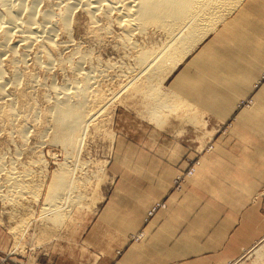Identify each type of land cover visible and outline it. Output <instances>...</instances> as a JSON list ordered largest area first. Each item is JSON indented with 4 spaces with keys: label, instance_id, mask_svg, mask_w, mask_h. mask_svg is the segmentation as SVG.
I'll return each instance as SVG.
<instances>
[{
    "label": "rangeland",
    "instance_id": "rangeland-1",
    "mask_svg": "<svg viewBox=\"0 0 264 264\" xmlns=\"http://www.w3.org/2000/svg\"><path fill=\"white\" fill-rule=\"evenodd\" d=\"M241 1L242 0H237L234 6L237 3L239 5ZM32 2L33 0H25L28 7L32 5ZM57 2L59 3L57 4ZM38 5L37 18L40 20L42 12H46V10L51 8L54 15L57 16L66 4H64V2L60 3L58 0H41ZM105 22L104 20L101 24ZM104 25H106V23ZM72 26L70 29L71 33L67 32L69 35L59 30L56 32V39L53 37L58 43L57 47L59 48L53 52L55 58L58 57V61H55L54 67H50V69L52 68L51 70L45 69L46 65L43 60H41L42 64L40 61H35L37 52L34 49L25 51L20 44H17L18 34L16 32H13L14 37L11 36L10 44L16 48L20 46L16 51L19 56H22L21 53H23L24 57L26 56L27 67L22 62L16 64L18 67L16 65L13 66L11 62L8 61L10 58L9 54V56H4L7 58L3 57V77L5 74L4 78L6 81H12L14 77L11 75L15 76L16 72H18V76L21 73V77L19 76L21 82L18 81V83H21L20 85L14 84L15 86H13V82H9L10 84L7 85L9 93L11 94L12 92L11 98L18 101L15 102L19 105L17 106L21 113H18L20 116L18 119L12 118L11 121H0V170L3 169L0 171V264H82L83 261L88 258V255L84 256V252L82 251L83 236L89 233L90 227L93 225L92 221L97 219L99 214H101L102 218L110 220L111 223H119L120 220L126 223V225H122V228L127 231V233H130L129 239L131 243L140 242L145 238V234L143 230L138 231L137 226H135L136 224L134 225V221L137 219L136 216L138 215V218H142L144 224H146L160 210L166 208V203L164 200L159 199L161 198V194H156L164 188L160 182L161 180L146 177L145 172L139 177L141 171L140 167L145 168L147 164L144 162H131L132 158H144L143 156L147 154H161L163 150L161 140L163 138L168 139L169 136H179V134L176 133L169 135L167 129H162L172 126L173 124L171 121L180 123L181 125L186 122L191 124L198 122L194 125L201 127L200 139L203 144L201 147V154H209L214 149L213 140L215 137L218 134L222 136L227 135L234 121L233 118V120H229L219 125L217 128L215 127V129L212 122L205 117L204 113L188 104L187 102H189V100H187V102L183 101L185 103L182 102L184 107L181 104L179 105L181 109H179L180 111H177L175 115L169 113L165 115V113L160 112L161 116H163V118H161L163 124H158L154 120V122L151 121V118L149 116V118H147L145 115V107L143 108L145 101H143L144 99L142 100L143 97L140 93L134 91V89H132V91L129 90L130 88L127 84H124L125 82H120V79L116 78L118 81H112L110 79L111 81H107L108 84L101 82L104 85L102 86L101 83L98 85L103 87V89L101 88L103 91L106 88V93L104 92V94H108L109 99H111L108 100L106 103L107 105L104 106V111L101 112L103 114L99 113V115L94 116L92 119L93 121H87V123L81 127L82 129L80 128L81 130H78L75 134L74 132L73 134L70 132V134H72L71 137L66 133L69 139L66 135H63L58 140H53L54 126L47 121V118H49L48 116H50L49 106H52L51 104L54 102L52 100L55 98V93L52 89L61 88L64 85L67 86L66 84L69 85V83H67L68 81L71 83L70 80L75 76L73 70L82 54L87 56V58L83 60H88L82 62L84 71L88 72L90 67H95L100 63V70L103 72L105 71V75L112 73V70L115 68L112 67L113 69L111 68L109 71L108 69L106 70L105 68H108L107 65L109 64L114 65L116 63L117 65L114 66L118 69L121 65L127 67L134 62L132 58H127L124 53L125 50L121 51V49L114 44L116 41L115 34H119L122 30L113 26V22L112 26H110L111 34L107 33V35L104 33L102 35L103 38H98L100 43L96 42V40H98L96 37L99 36L97 32L92 33V30L90 33L88 15L79 5L73 10ZM70 35L72 39L69 38ZM154 38L158 41L162 39V37L158 35H155ZM135 39H138L140 43H143L145 40L139 35L136 36ZM74 48H76V51ZM26 53L29 56L25 55ZM58 53L59 55L57 56ZM40 65L44 67L41 68ZM96 67L90 68V70H97ZM98 68H100V66H98ZM121 68L124 71L125 68ZM13 70L15 71L11 72ZM103 72L102 75H104ZM28 78L32 80L35 79L34 82H32L33 84L30 83L31 79ZM169 78L170 76L162 83L163 87L165 86L168 88L167 81ZM37 79L38 82H36ZM263 81L264 73L258 83H262ZM34 83L35 86H32ZM42 84L43 86L41 87ZM52 84H54V87ZM99 88L97 89L99 90ZM17 90L19 91V95L20 93L24 95L19 96ZM26 90H29L30 94ZM102 90L101 94H103ZM23 91H25V93ZM47 92L49 94H47ZM45 95H48L47 98ZM28 96H30V98ZM21 97L23 99H21ZM177 101L179 100L177 99ZM252 104V98H248L246 100H241L237 107L241 110L243 107L248 108ZM23 106L25 107L23 108ZM30 106H33L34 109ZM18 115L16 117H19ZM12 120H14L13 122H17L14 124ZM5 122L10 123H7V126H5ZM153 123L154 125H158V127L155 128ZM117 126L120 127V130L122 129L120 134L122 139H120V141L123 147L121 149L119 148V150L117 148L116 158L119 159V162L115 164L117 167L115 168L113 162L115 158V145L117 144L115 137V129ZM13 127L14 129H12ZM23 129L24 135L22 133ZM9 135L10 137H8ZM18 135L20 136L18 137ZM74 136H76L75 138L77 139H75ZM62 138H64V140ZM70 138H73V140ZM183 138H188V135H185ZM5 139L8 141H5ZM43 139H45V142H43ZM8 169L15 171L16 175L23 174L21 183L23 182V185H27L28 187L25 188L22 193H20L18 189H12L9 186L10 182L7 179ZM62 171H64V173H61ZM136 172H138V178H136ZM194 172L195 169L192 166L188 168L185 173L179 174L173 180V189L181 191L185 185L184 183L187 181V177L192 176ZM62 174L65 175V180L68 181L69 179L66 183L68 185L73 184L75 187V191L73 188L72 190L69 189L71 193H74H72V196L74 197L75 195L76 200L70 204L69 202L67 203L66 200H70L68 197L70 191L66 194L65 192L67 190H64L63 194L67 196L63 194L59 196H64V198L62 197L63 200L57 198L56 202L60 201L57 207H55L57 210L48 211L45 208L46 199L48 200L47 197L50 196V193L51 196L53 195L55 184L62 179ZM55 178H58L57 181ZM119 190H123L127 193L119 194L117 193ZM149 191L154 194H148L147 192ZM129 192L141 193L131 194ZM216 197L220 198V196ZM260 197L264 199V192ZM202 199V202L206 203H212L217 200V198L212 199V195L205 193ZM153 200L156 201L153 202ZM262 207L264 214V200ZM61 235L71 236L77 248L75 247L74 250L70 248L71 250L68 249L66 251L65 243L60 242ZM52 242H54V247L50 249L49 246ZM121 253V250L118 251V255H121ZM228 264H264V239L248 250H245L239 258Z\"/></svg>",
    "mask_w": 264,
    "mask_h": 264
},
{
    "label": "crops",
    "instance_id": "crops-1",
    "mask_svg": "<svg viewBox=\"0 0 264 264\" xmlns=\"http://www.w3.org/2000/svg\"><path fill=\"white\" fill-rule=\"evenodd\" d=\"M237 5L204 31L208 35L202 32L196 49L167 81L214 128L234 118L228 134H218L214 149L203 155L201 127L171 121L172 126L162 128L179 136L163 138L161 154L131 162L147 164L140 167L139 177L145 172L161 180L164 188L156 194L166 208L146 224L136 216L134 225L145 234L136 243L122 228L126 223H111L99 214L83 236L88 258L82 264H228L264 238V81L258 83L264 73V0ZM248 98L253 104L239 110V102ZM119 128L114 165L119 162L117 148L123 147ZM192 166L195 172L183 189L174 190L173 180ZM203 191L218 202H202ZM60 242L66 251L77 248L71 236L61 235Z\"/></svg>",
    "mask_w": 264,
    "mask_h": 264
},
{
    "label": "bare ground",
    "instance_id": "bare-ground-1",
    "mask_svg": "<svg viewBox=\"0 0 264 264\" xmlns=\"http://www.w3.org/2000/svg\"><path fill=\"white\" fill-rule=\"evenodd\" d=\"M40 1L41 0H33L32 5L28 7L26 5L27 2L25 3V0H0V47H1L0 48V121H2V122L5 120L11 121L12 118L18 119V118H20L18 113H21V112H19V108H18L19 105L15 102L17 100L11 98L12 92L10 91L11 92V94H10L9 90H7V85L10 84L9 82H13L12 83L13 86H15L16 84H19V85L21 84V83H18V81L21 82V79H20L21 73L19 74V76H20L19 77L18 72H16L15 76L11 75L12 77H14L13 79L11 78L12 81L11 80L6 81L4 78L5 74L3 77V72H4L3 71V64H2L3 57L5 55L9 54L10 60L8 59V61H10L13 66H15L19 62L20 63L22 62L27 67L26 56L24 57L23 53H21L22 56H19L18 52L16 50H18L17 48L20 46L25 51H27V50L31 51L32 49H34L37 52L35 61L36 62L40 61V63H41V60H43L45 62V65H46L45 69H50V67L55 65V61L58 59V57L55 58V55L53 53L54 51H56L59 48V47H57L58 43L55 41V39H56L55 35L57 34L56 32H58L59 30H62L63 32L71 33L70 29L72 26L73 10L75 8H77L79 5H80V7H82L85 10L86 14L88 15L89 25H90V27H89L90 33H91V30H92V33L97 32V34L99 36V37L95 36L97 39L103 38L102 35L104 33L105 34L110 33V29H111L110 26H112V22H113V26H116L117 29L122 30V31H120L119 34H115L116 35V41L114 44L116 46H118L119 49H121V51L125 50L124 53L128 59L132 58L134 60L133 63L131 62L132 65H129L127 67H124L123 65L119 66L120 68L121 67L125 68L124 71L122 70V68L120 69L119 67L117 69L116 66H114V65H117L116 63L114 65H112V64L107 65L108 68H105V69L106 70L108 69V71L112 67H115V68L114 69L112 68L113 69L112 73H108L105 75L104 74L105 71L103 72L100 70L101 69L100 63L96 65L97 67L95 66L97 68V70L91 69L92 70L91 71L90 68H95V67H90L89 68L90 72L84 71V68L82 66V62L88 61V60H83V59H86L87 56L85 54H82L81 57L79 56L80 62L78 60V63L76 65L75 69L73 70V73L75 72V76H74V78H72L70 80L71 83L67 80L68 81L67 83H69V85L66 84L67 86L64 85L61 88L52 89L55 93V98H54V100H52L50 98L54 102H52V104L50 103L52 105V106H49L50 107V110H49L50 116H48L49 118H47V117L46 118H47V121H49L52 124V126H54L53 140H58L63 135L67 136V134L70 135V137H71L73 132L75 134V132H77L78 130H81L82 129L81 127L85 123H87V121H90V120L93 121L92 119L94 118V116H97V115H99V113L104 111L103 110L104 106L107 105L106 104L107 101L111 100V99H109L108 94H104L106 88L103 91L102 90L103 87H100L98 85H100L101 82L107 83V81L110 79L112 81H114V80L118 81V79H120L119 80L120 82H123V83L125 82L124 84H127L129 86V88H130L129 90L132 91V89H134V91H138L140 93V95L143 97L142 100L144 99L143 101H145L144 104L148 105V106H145V105L143 106V108L145 107L144 113L147 116V118H149V117L151 118V121L154 120L158 124H163L161 121V118H163V116H161V113H165V115H166V113L175 115L177 113V111H180L179 109H181V107H179V105L180 104L182 105V102L184 99H182L181 98L182 96H179V94L177 95L176 92H174L173 90L171 91V89L166 88L165 86L163 87L162 83L166 79H168V77L171 76L178 69V67L186 60V58L191 53H193V51L197 47V43L199 42V38L201 37V39H202V36H203L202 32L206 31V29H210L211 27L209 28V26H211V24H213L214 21L218 20L222 16H224V18H225L226 13L229 14V12L235 7L234 3H236L237 0H58V1H60V3L64 2V4H66L65 7L63 8V10L59 14H57V16H56V15H54V12L50 8L49 10H46V12L45 11L42 12L41 13V19L38 20L37 13H38L39 8L37 6H39L38 3H40ZM58 3L59 2H57V4ZM57 8H59V7H57ZM234 10H235V8H234ZM73 20H74V18H73ZM104 20L106 21L105 22L106 25H104L105 23L101 24V22ZM213 25H215V24H213ZM13 32H16L18 34V43L17 44H20V46H18L17 48L14 46L16 49L13 46H11V44H10L11 43L10 42L11 36L14 37ZM207 33H209V32H207ZM207 33H205V34H207ZM138 35L141 38L145 39L143 41V43H140L138 41V39H139L138 37H137L138 38L137 40L135 39L136 36H138ZM155 35L162 37V39H160L159 41L156 40L154 38ZM53 37L55 39H53ZM69 38L72 39L71 35ZM114 39H115V37H114ZM71 42H73V41H71ZM96 42H99V39L96 40ZM68 44H70V43H68ZM65 48H67V47H65ZM23 49H21V50L24 51ZM74 49L76 51V48H74ZM27 53L25 55H27ZM58 55H59V53L57 54V56ZM27 56H29V55H27ZM4 58H7V57H4ZM89 58H90V56H89ZM32 65H34V64H32ZM43 65H40L41 68L44 67ZM124 65H126V64H124ZM98 66H100V68H98ZM82 68H83V70H82ZM14 71L15 70H13L11 72H14ZM11 72H10V74H11ZM21 72H22V70H21ZM102 72L104 75H102ZM29 75L32 76L31 74H29ZM31 78H28V79H31ZM116 78H118V79H116ZM18 79H20V80H18ZM34 80L31 79L30 83L34 82ZM36 82H38V79ZM35 83L32 86H35ZM116 83H118V82H116ZM36 84H38V83H36ZM43 84L41 85V87L43 86ZM103 85L104 84H102V86ZM121 85H120V88H121ZM52 86L54 87V84H52ZM44 87H46V86H44ZM55 87H57V86H55ZM105 87H106V85H105ZM17 88H18V86H17ZM19 88H20V86H19ZM34 88H36V87H34ZM97 88H99V90ZM18 90H20V89H18ZM29 90H26V91L29 93ZM35 90H33V91H35ZM101 90L103 91V94H101ZM99 91H100V93H99ZM23 92L25 93V91H23ZM18 93H19V91L17 92V94ZM13 94H14V92H13ZM15 94H16V92H15ZM47 94H49V93L47 92ZM20 95H24V94L20 93ZM109 95H110V93H109ZM47 96H46V98H47ZM22 97H24V96H22ZM22 97H21V99H23ZM28 97L30 98V96H28ZM28 97H27V99H28ZM33 98H31V99H33ZM110 98H111V96H110ZM177 99L179 101H177ZM20 103H21V101H20ZM183 103H185V102H183ZM24 107L25 106H23V108ZM30 107H33V106H30ZM35 108H36V106H35ZM33 109H34V107H33ZM101 114H103V113H101ZM17 115L19 117H16ZM171 117H173V116H171ZM43 119H45V118H43ZM13 121L14 120H12V122ZM163 121H165V120H163ZM16 122H13V123L15 124ZM7 123L9 124L10 122H7ZM7 123L5 122V126H7ZM38 123H39V120H38ZM41 123H42V121H41ZM197 123L198 122H194V124H197ZM13 125H11V126H13ZM167 125H165V126H167ZM8 127H10V126H8ZM23 127H24V124H23ZM12 129H14V127ZM12 129H9V130H12ZM15 130H16V128H15ZM70 132H72V134H70ZM22 133L24 135V129H23ZM19 136L20 135H18V137ZM44 136H46V135H44ZM8 137H10V135ZM75 137L76 136H74V138ZM62 139L64 140V138H62ZM68 139H69V137H68ZM75 139H77V138H75ZM75 139H74V141H75ZM44 140L45 139H43V142H45ZM71 140H73V138ZM5 141H8V140L5 139ZM10 141H12V140H10ZM62 143H64V142H62ZM67 143H68V141H67ZM19 144H20V139H19ZM21 144H23V143H21ZM19 149L23 150L22 148H19ZM29 164H31V163H29ZM2 170H0V171H2ZM13 170H14V168H13ZM61 173H64V171H62ZM22 176H23V174H17L16 175V172L12 171L11 169H8V171H7V179L10 182V183L8 182L9 186L12 189H18L20 193H22V191L28 187L27 185H23V182L21 183ZM64 176L65 175L62 174V176H61L62 179L60 181L56 182L54 190L52 189L54 191L53 195L51 196V193H50V196L47 197L48 200L46 199V205H45L46 207L45 208L48 211L57 210V209H55V207H57V204L60 201L56 202V200H57V198L59 200H63L64 196H62L63 198L59 197V196H61L63 194L64 190L65 191L67 190L65 192L66 194H67V192L70 191L69 193L71 195V196L70 195L68 196L70 198V200H68V201L66 200L67 203L69 202V204H70L74 200H76L75 195H74V197L72 196L74 193L73 192H72L73 194L71 193L72 188L75 191V187L73 186V184L68 185L66 182H68L69 179H68V181L65 180ZM25 178H23V179H25ZM57 179L55 178L56 181H57ZM53 182H54V180H53ZM71 182H72V180H71ZM61 191H62V193H61ZM63 195H65V194H63ZM65 196H67V195H65Z\"/></svg>",
    "mask_w": 264,
    "mask_h": 264
}]
</instances>
